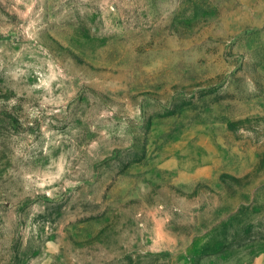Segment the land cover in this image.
<instances>
[{
  "label": "rangeland",
  "instance_id": "374dc122",
  "mask_svg": "<svg viewBox=\"0 0 264 264\" xmlns=\"http://www.w3.org/2000/svg\"><path fill=\"white\" fill-rule=\"evenodd\" d=\"M261 251L264 0H0V264Z\"/></svg>",
  "mask_w": 264,
  "mask_h": 264
},
{
  "label": "crops",
  "instance_id": "0c3cea01",
  "mask_svg": "<svg viewBox=\"0 0 264 264\" xmlns=\"http://www.w3.org/2000/svg\"><path fill=\"white\" fill-rule=\"evenodd\" d=\"M231 264H264V251L257 253L251 260L235 261Z\"/></svg>",
  "mask_w": 264,
  "mask_h": 264
}]
</instances>
